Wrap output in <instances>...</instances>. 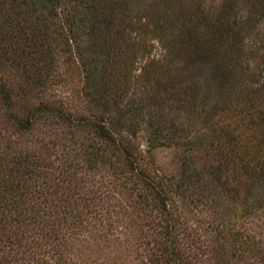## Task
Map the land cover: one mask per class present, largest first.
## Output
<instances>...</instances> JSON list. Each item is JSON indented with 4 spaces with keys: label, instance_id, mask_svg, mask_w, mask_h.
Instances as JSON below:
<instances>
[{
    "label": "trees",
    "instance_id": "1",
    "mask_svg": "<svg viewBox=\"0 0 264 264\" xmlns=\"http://www.w3.org/2000/svg\"><path fill=\"white\" fill-rule=\"evenodd\" d=\"M186 1L0 0V264H61L97 214L101 168L150 219L151 264H189L174 200L209 203L218 238L259 252L230 223L264 214V60L246 43L264 0H243V19L241 0ZM149 40L161 53L135 74ZM63 60L81 73V108L46 96ZM41 126L64 133L10 140ZM141 142L172 149L176 173L143 168Z\"/></svg>",
    "mask_w": 264,
    "mask_h": 264
},
{
    "label": "rangeland",
    "instance_id": "2",
    "mask_svg": "<svg viewBox=\"0 0 264 264\" xmlns=\"http://www.w3.org/2000/svg\"><path fill=\"white\" fill-rule=\"evenodd\" d=\"M192 2L196 1H186L189 5ZM220 4L221 0L200 1V6L205 11H217ZM247 9L241 0L238 9L240 14L237 18L243 19L244 10ZM249 33L247 49L254 52L253 57L251 56L254 58L252 62L260 63L264 60V20L256 21ZM148 42L150 54L138 59L132 66L135 74L145 61L156 58L161 53L157 42L154 40ZM64 64V60L58 64L56 78L53 79L55 82L47 87L46 96L62 100L68 105L67 108H81L84 103L81 97V73L76 63L71 61L70 65ZM261 68L262 66L258 68L259 72ZM61 129L41 126L33 135L12 137L10 140L19 143L22 148L26 142L33 145H36L34 141L55 142L64 133V129ZM140 139L141 137L138 138ZM144 148L145 145L141 142L139 158L143 168L150 169L152 175L156 174L159 177H169L176 173V155L172 149L157 148L146 152ZM49 149L51 152L56 151L54 148ZM88 188L97 191L100 197L98 206H95L97 214H92L94 221H90V225L86 226L87 232L74 241L61 264H151V260L156 261L157 256L154 255L157 250L152 242L154 233L149 225L150 219L141 212H133L129 207L131 200L128 194L118 190L119 187L112 182L108 174H105L104 168L100 169L97 176L91 178ZM170 208L181 226L183 232L181 237H184L181 242L186 243L183 246L189 264H264V214L258 220L254 218L243 220V217L237 216L238 214L231 219L232 234L240 236L247 228L257 240L255 242L258 244L259 252L243 254L231 250L228 243L216 236L215 230L219 224L209 203L204 205L199 203L198 206L184 205L174 200L170 203ZM191 241L194 242L193 245L189 244ZM231 253H237L239 256L233 257Z\"/></svg>",
    "mask_w": 264,
    "mask_h": 264
}]
</instances>
